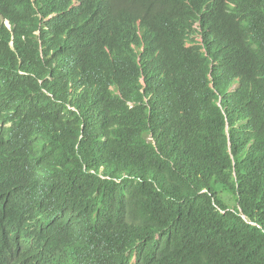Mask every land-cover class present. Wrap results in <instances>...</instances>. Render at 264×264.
<instances>
[{
    "label": "trees",
    "instance_id": "trees-1",
    "mask_svg": "<svg viewBox=\"0 0 264 264\" xmlns=\"http://www.w3.org/2000/svg\"><path fill=\"white\" fill-rule=\"evenodd\" d=\"M22 224L53 264H264V0H0V225Z\"/></svg>",
    "mask_w": 264,
    "mask_h": 264
},
{
    "label": "clouds",
    "instance_id": "clouds-1",
    "mask_svg": "<svg viewBox=\"0 0 264 264\" xmlns=\"http://www.w3.org/2000/svg\"><path fill=\"white\" fill-rule=\"evenodd\" d=\"M188 4L191 15L194 17V23L185 47L192 48L203 43L202 35L195 34V31L201 32L205 10L203 8L200 10L198 4H191L190 1ZM0 245L14 249L11 260L2 262L0 259V264H53L46 243L37 240L32 229L25 224L13 227L0 225Z\"/></svg>",
    "mask_w": 264,
    "mask_h": 264
},
{
    "label": "rangeland",
    "instance_id": "rangeland-1",
    "mask_svg": "<svg viewBox=\"0 0 264 264\" xmlns=\"http://www.w3.org/2000/svg\"><path fill=\"white\" fill-rule=\"evenodd\" d=\"M213 190L225 201L226 204L228 205L234 204L232 201V197L229 194L225 193L220 188L215 186H213Z\"/></svg>",
    "mask_w": 264,
    "mask_h": 264
}]
</instances>
